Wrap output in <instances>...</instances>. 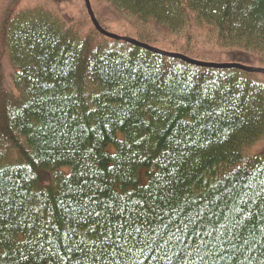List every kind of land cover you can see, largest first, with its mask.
<instances>
[{"label": "trees", "instance_id": "16d2710c", "mask_svg": "<svg viewBox=\"0 0 264 264\" xmlns=\"http://www.w3.org/2000/svg\"><path fill=\"white\" fill-rule=\"evenodd\" d=\"M18 1L0 0V264H264V74L168 55L264 69V0H88L174 53L105 37L85 3Z\"/></svg>", "mask_w": 264, "mask_h": 264}, {"label": "rangeland", "instance_id": "374dc122", "mask_svg": "<svg viewBox=\"0 0 264 264\" xmlns=\"http://www.w3.org/2000/svg\"><path fill=\"white\" fill-rule=\"evenodd\" d=\"M84 0H19L18 3L13 7L14 10L18 9H24V8H34L35 6H45L53 4L55 7H57L60 12L69 19H77L78 17L83 16L85 13L84 8ZM92 7V5H91ZM107 22L106 27L109 29L108 32L111 33L114 36H117L118 38H130L135 39L138 41V38L132 34L128 33L129 27H127V22L124 19H120L119 16H116L114 14L106 13ZM123 21V22H122ZM109 22V23H108ZM178 39V37H176ZM0 45H3L2 41L0 40ZM157 47V48H156ZM157 50L161 52H167V53H174L170 50H167V48H162L159 46H155ZM4 50L0 47V84H3L5 86L10 85V72L12 68L8 66L7 64L3 63V57H4ZM207 58H202L201 61L204 63L210 62V63H222V64H234V65H243L245 67H252L256 69H261L260 65L257 63V61L252 57V55L247 54L242 51L238 50H231L228 52H225L221 49H218L217 52L207 53ZM263 68V66H262ZM3 71V72H2ZM253 152L257 150H264V142L258 143L250 148ZM108 151H112V147L108 148Z\"/></svg>", "mask_w": 264, "mask_h": 264}, {"label": "water", "instance_id": "95a60500", "mask_svg": "<svg viewBox=\"0 0 264 264\" xmlns=\"http://www.w3.org/2000/svg\"><path fill=\"white\" fill-rule=\"evenodd\" d=\"M85 4H86V8H88V12H89V16H90V18H91V21H92V24H93V26L95 27V29H97L98 30V32L99 33H101L102 35H104L105 37H107V38H110V37H115L114 35H112V34H108L105 30H103L100 26H99V24H98V22L96 21V19L94 18V16H93V14H92V11H91V8H89V5H88V0H85ZM122 40H124L125 42H127V43H129V44H134V45H137V46H139V47H141V48H149V49H152V50H156V51H158L157 49H153V48H150V47H148L146 44H140L138 41H136V40H134V39H130V38H122ZM169 56H171V57H178V58H182L185 62L187 61V62H189V63H191V64H193V65H195V66H197V65H200V66H204V67H222V68H229V67H234V68H237V69H241V70H243V71H245V72H255V73H263L264 74V69H256V68H252V67H245V66H243V65H234V64H229V65H226V64H213V63H202V62H199V61H192V60H190L189 58H185V57H182V56H180V55H177V54H175V55H172V54H168Z\"/></svg>", "mask_w": 264, "mask_h": 264}, {"label": "snow or ice", "instance_id": "6c2138e0", "mask_svg": "<svg viewBox=\"0 0 264 264\" xmlns=\"http://www.w3.org/2000/svg\"><path fill=\"white\" fill-rule=\"evenodd\" d=\"M135 231L139 232L140 229H135ZM195 235H196V238H197V239H203V238L200 236L199 233H196ZM208 235L211 236L212 233H208ZM117 236H119V234H117ZM180 243H183V242L180 241ZM118 247H122V245H118ZM131 250H132L131 248H125V251H131ZM194 250L197 251V254H199V249H198V248H196V249H194ZM201 260H203L202 257H201ZM184 264H193V262L191 261L190 254L184 258Z\"/></svg>", "mask_w": 264, "mask_h": 264}, {"label": "bare ground", "instance_id": "6f19581e", "mask_svg": "<svg viewBox=\"0 0 264 264\" xmlns=\"http://www.w3.org/2000/svg\"><path fill=\"white\" fill-rule=\"evenodd\" d=\"M88 9V8H87Z\"/></svg>", "mask_w": 264, "mask_h": 264}]
</instances>
